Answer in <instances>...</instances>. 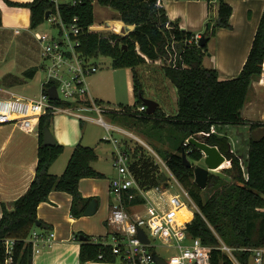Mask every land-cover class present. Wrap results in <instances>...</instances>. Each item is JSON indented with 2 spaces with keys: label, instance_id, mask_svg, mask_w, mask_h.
<instances>
[{
  "label": "trees",
  "instance_id": "obj_1",
  "mask_svg": "<svg viewBox=\"0 0 264 264\" xmlns=\"http://www.w3.org/2000/svg\"><path fill=\"white\" fill-rule=\"evenodd\" d=\"M97 1L103 6L119 11L124 25L114 24V31L110 33L90 29L95 23L94 0H64L59 3L58 11L65 23H73L74 18H77L76 23L82 30L78 35L79 52L91 57L98 54L108 55L112 58L114 68H132L137 100L131 106L120 108L122 114L141 121L153 120L155 127L167 133L170 144L177 143L173 151H162V159L189 190L198 208L188 225V235L199 237L210 245L218 243L216 233L234 246L263 245L264 135L251 137L249 140L246 175L241 158L230 149L228 138L217 133L206 135L203 132H211L212 126L217 124H248L251 130L264 126V122H251L244 115L253 82L261 78L264 70V10L242 70L237 76L221 81L217 68L204 65L208 43L204 46L194 42L188 43L195 32L182 29L179 20H172L167 14L163 0ZM13 4L30 8L32 29L46 21L48 10L57 11L53 0H32ZM208 4L210 19L201 33L209 41L217 34L218 28L232 27L230 18L233 7L225 0H218L217 8L213 3ZM1 21L0 9V23ZM127 25H134V28L128 30ZM170 52L174 53L175 62L163 67L166 76L177 88L176 115H167L159 107L152 114L139 111L146 95L137 67L146 64L148 59L165 60ZM37 71L38 68L33 66L25 70L24 74L27 78H34ZM53 103L60 106L73 105L72 102L61 100H55ZM54 117L55 114L49 112L40 120L36 172L27 190L11 205L2 202L0 264H4L7 238L15 239V261L20 264H33L32 246L26 239L37 226V221L46 224L39 218L37 208L41 202L49 199L52 191L70 193L73 198L71 214L80 217L89 202L95 198L82 195L79 189L80 180L85 177L101 178L105 175L93 165L98 160L96 148L81 142L73 148L62 174L50 171L51 165L65 151V146L58 141L54 145L43 144L44 128L48 126L53 132ZM191 136L219 147L231 163L230 167L224 168L228 178L210 173L207 187L204 189L195 182L196 166L193 163L192 166H187L182 157L185 148L193 161L203 158L201 150L192 144H186ZM129 149L131 168L141 183L154 185L168 179L166 172L154 169L150 157L136 152V148L132 146ZM88 237L87 241H81L82 263L101 260V253L105 254V259L101 261H114L110 246L105 245L102 240L93 241ZM212 264L234 263L222 251L214 249Z\"/></svg>",
  "mask_w": 264,
  "mask_h": 264
},
{
  "label": "built area",
  "instance_id": "obj_2",
  "mask_svg": "<svg viewBox=\"0 0 264 264\" xmlns=\"http://www.w3.org/2000/svg\"><path fill=\"white\" fill-rule=\"evenodd\" d=\"M53 1L57 11L52 12L47 19L60 26L59 35L56 37L47 32L34 31V36L40 43L44 68L48 72L47 78L42 82L41 91L36 96H26L14 91L0 96V125L14 124L26 132L38 134L40 120L49 112H65L83 120L93 118L79 110L96 111L100 114L95 121L106 127L108 135L105 139L114 143L113 165L117 170L116 176L110 182V191L115 199L108 223L113 227V234L111 240H102L105 245L111 247L114 255L112 263L159 264L156 259V256H159L167 264H212L213 250L219 249L234 264H264V244L234 246L216 233L218 243L210 245L199 237L188 235V225L198 208L189 190L169 167L166 166L171 175H168L166 181L149 185L138 180L130 165V152L111 131L129 136H133V133L103 118V113L120 109L102 104L93 96L88 79L98 71V67L91 62L93 57L83 55L77 49L80 44L78 35L82 31L76 23L77 18H74L73 23H65L58 11L60 1ZM205 1L218 7V0ZM90 29L95 30L93 27ZM201 37L202 33H195L187 42L199 44ZM159 61L164 60L159 58ZM174 62V53L170 52L163 65ZM53 85L57 87V100L72 102L73 105L54 104L55 100L50 98L48 92L49 87ZM139 111L147 112V106L141 105ZM210 133H216L215 125L212 126L211 132H203L206 135ZM230 149L233 151V148ZM241 164L246 174V163L241 160ZM139 229L145 231L149 243L141 239ZM54 238L55 232L47 235L40 227L33 228L26 239L32 246L33 258L44 247L50 246ZM14 243V238L5 240L4 264H20L14 259ZM161 250L168 252V257L163 256ZM99 259L104 260L105 254L101 253Z\"/></svg>",
  "mask_w": 264,
  "mask_h": 264
},
{
  "label": "crops",
  "instance_id": "obj_3",
  "mask_svg": "<svg viewBox=\"0 0 264 264\" xmlns=\"http://www.w3.org/2000/svg\"><path fill=\"white\" fill-rule=\"evenodd\" d=\"M30 1L32 0H0V9L2 13L0 29L2 28L5 30L14 28L15 33H20L21 28L31 30L30 8L13 4ZM59 1L61 2L64 0ZM96 1L97 0H94V13ZM225 1L233 7V13L230 18L232 27H221L217 29V35L214 37L216 38L215 44L212 49L209 46L212 37L207 42L208 52H210H207L204 57V65L206 67L217 68L221 76L235 77L242 70L251 49L264 10V0ZM11 2L13 3L11 4ZM163 4L168 16L172 20H179L182 29L201 33L210 19L209 4L205 0H163ZM105 7L108 8V6ZM109 8L111 10H104L107 11L108 14L102 16V20H105L106 23L101 25V27H107L111 22L113 24L109 30H112L114 24L120 19V13L111 7ZM93 27H96L95 23ZM101 31L104 30L101 29ZM141 66H138L137 70L145 95L148 98L153 96L156 97L154 94L149 95L147 90V77L150 80H155L156 76H152L150 73H148L150 74L148 75L146 71H141ZM126 71L125 83L128 91H130L133 97V101L130 105H133L137 100L134 93L133 70L128 67ZM99 79H101V76H99ZM150 83H152V81H150ZM171 84L174 87L173 89H175L172 90L173 101L171 102L175 104L173 110L169 112L167 106H170L167 102L163 99L162 101L159 98L157 99L159 108L165 114L172 116L176 115L178 111V92L176 86L172 82ZM4 95L5 94H0V96ZM250 95L252 98L249 97L244 109L245 117L248 120L255 118L264 121V110H262L264 109V104L260 105V103H264V70L261 78L253 82ZM95 98L104 102V99L101 97L95 96ZM254 103H256V105L252 111L250 110L251 112H248L247 107ZM59 115L62 116L61 114H55L53 132L56 140L65 146V151L50 168L52 173L58 175L62 174L65 170L75 145L82 142V139L85 138V135L81 137V134H79L76 120L63 119L62 124L58 120ZM251 122L254 121L252 120ZM5 125H0V130L3 129ZM70 125L72 128L69 127ZM237 126L233 128L230 124H217L215 125V129L219 136H227V134H225V129H229L230 133L232 130H235L242 134L244 127H246L248 128L247 132H244L247 133L248 136L254 131L251 130L248 124ZM8 130L7 134H0V219L2 216V202L11 205L27 190L35 175L38 160V134L32 135L30 132H26L14 124H11ZM17 131H22L23 134ZM128 145L130 147L129 143ZM114 150L115 149L112 150L113 155ZM225 163H228L225 167L231 166L230 161ZM94 167L96 168L95 165ZM98 170L105 174L104 177H85L79 182V189L82 195L84 197H95L94 199H97L99 202L98 209L94 214H83L80 217H74L71 214L73 198L67 191L54 190L50 193L47 201H43L39 204L37 208L38 216L48 225V228L40 229L47 235L51 232H55V238L50 246L44 247L43 250L34 257L33 264H114L101 260L82 263L80 260L81 241H83L80 236L82 234L90 236L93 241L104 239L111 240L113 234V227L108 223V217L114 202L113 195L110 191V182L111 179L116 176L117 170L114 169L109 176L106 171L102 169ZM79 233H81V235H79Z\"/></svg>",
  "mask_w": 264,
  "mask_h": 264
},
{
  "label": "rangeland",
  "instance_id": "obj_4",
  "mask_svg": "<svg viewBox=\"0 0 264 264\" xmlns=\"http://www.w3.org/2000/svg\"><path fill=\"white\" fill-rule=\"evenodd\" d=\"M106 9L111 10L109 7L106 8L96 1V27H101V25L106 23L105 20H102V16L108 14L107 11H104ZM34 31L47 32L57 37L60 33V26L50 22V20L46 18V21L34 28L33 31L32 29L28 30L21 28L20 33H15L14 28L5 30L2 28L0 29V94L7 95L8 92L14 91L26 96H36L40 93L42 82L46 80L48 72L44 68L40 43L35 38ZM98 31L101 32V30ZM113 31L114 30L112 29L109 31L104 30L102 32L110 33ZM215 36H212L211 43L209 45L211 49L215 44ZM91 62L98 67V71L88 79L93 96L101 97L104 99V102L100 101L101 103L103 102V104L114 108L117 107L120 109L130 105L133 101V97L130 94V91H128L125 83V76L127 72L126 68H114L112 66V58L104 54L95 55ZM163 63H165V60L159 61L158 59V61H152L148 59L147 63L141 66L140 70L144 72L146 71L147 74L150 73L152 76H156L155 80H150L147 77L148 93L149 95L154 94L156 96L151 97L152 99L157 101V98H159L161 101L162 99L165 100V102H167V104L170 106H167V110L170 112L175 106V104L171 102L173 101L172 90L175 89H173L174 87L171 84V81H169V79L164 74ZM33 66H36L38 71L34 78H27L24 74V71ZM99 76H101V79H99ZM150 81H152V83H150ZM250 97L252 98L251 95ZM263 104L264 103H260V105ZM255 105L256 103L247 107L248 112H251ZM79 111L92 117L93 119L83 120L78 116L61 112L57 113L62 115H59L58 120L62 124L63 119L76 120L79 134H81V137L82 135H85V138L82 139V142L86 145L94 146L97 150L98 160L94 162L93 165H95L98 169L106 171L107 175L109 176L115 169L113 165L114 155L112 154V150L115 148L114 143H112L110 140L104 139L108 135L106 127L95 121L96 118L100 117L99 113L96 111ZM102 116L107 122L120 126L133 133V136H129L115 130L111 131L113 136L119 139V142L123 144V147H125L127 151L130 150L128 145L129 143L132 148H136V152L145 154L147 157L151 158V162L155 170H159L160 172L163 171L166 172V174L171 175V170L169 171L167 169L168 166L162 162L164 161L162 159V151L164 149L173 151L174 148H176L177 143L173 142L170 144V139H168L167 133H163L158 127H155V122L153 120L141 121L133 116L122 114V111L113 110L103 113ZM249 120H253L254 122H264L262 119L255 118ZM235 126L237 125H232L233 128ZM9 127H11V124L3 126V129L0 130V134H7ZM69 127L72 128L71 125ZM247 129L248 128L244 127L242 134L235 130H232L230 133L229 129H225V134H227V136H225L230 142V147L233 148L232 152L238 155L244 164L247 160L248 144L250 138H258L264 135V126L258 127L249 136L244 132H247ZM17 132L23 134L22 131ZM31 134L36 135V133ZM190 160L195 166L204 165V158H202L200 161H193L192 159ZM211 173L228 178L224 168L219 169L217 172L215 170L211 171ZM112 197L115 199L114 196ZM161 253L166 257L169 255L165 250H161Z\"/></svg>",
  "mask_w": 264,
  "mask_h": 264
},
{
  "label": "water",
  "instance_id": "obj_5",
  "mask_svg": "<svg viewBox=\"0 0 264 264\" xmlns=\"http://www.w3.org/2000/svg\"><path fill=\"white\" fill-rule=\"evenodd\" d=\"M52 13L51 10H48L46 12V18H49L50 14ZM118 23L124 25L123 20L119 19L117 20ZM113 23H109L107 27H93L97 30H109L111 29V25ZM134 28V25H127V29L131 30ZM208 42V38L206 36H202L199 45L204 46ZM228 77L225 76H220L219 80H227ZM49 96L52 100H57L59 98L58 92H57V87L56 85L50 86L48 89ZM144 104L147 106V112L152 114L156 111V109L159 107V102L155 99L148 98L146 97L144 99ZM57 143L56 137L54 133L51 131V129L48 126H45L44 132H43V144L44 145H54ZM192 144L194 145L197 149L201 150L203 153V158H204V165H198L195 167V182L201 187V188H206L207 183H208V178L211 173V171H214L215 169H218L221 165H223L225 162H227V157L225 154L221 152L219 147L217 145H211L208 142L201 140L195 136H191L187 140V144ZM182 157L184 164L187 166H192V162L189 159L188 152L184 148L182 152ZM99 206V202L97 199H92L87 207L84 210L85 215H92L94 214ZM36 225L40 228H48L47 224H42L40 221L36 222ZM139 236L141 239L149 243V237L145 233L143 229H139ZM81 240H88L89 237L86 235H81L80 236ZM156 259L159 264H167L163 259H161L159 256H156Z\"/></svg>",
  "mask_w": 264,
  "mask_h": 264
},
{
  "label": "bare ground",
  "instance_id": "obj_6",
  "mask_svg": "<svg viewBox=\"0 0 264 264\" xmlns=\"http://www.w3.org/2000/svg\"><path fill=\"white\" fill-rule=\"evenodd\" d=\"M116 24H120V23H116ZM228 163H224L223 165H221L218 169H215V171L217 172L219 169L221 168H225V166H227Z\"/></svg>",
  "mask_w": 264,
  "mask_h": 264
}]
</instances>
